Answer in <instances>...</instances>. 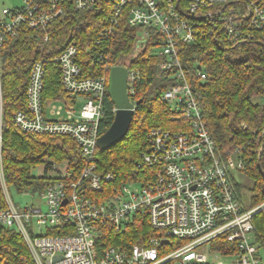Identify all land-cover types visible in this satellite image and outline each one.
<instances>
[{"label":"built area","instance_id":"obj_1","mask_svg":"<svg viewBox=\"0 0 264 264\" xmlns=\"http://www.w3.org/2000/svg\"><path fill=\"white\" fill-rule=\"evenodd\" d=\"M103 1L22 0L19 6L2 7L0 51L6 41L21 35L32 34L46 41L48 26L70 9L96 11ZM123 15L129 26L139 29V46L153 40L152 34L162 37L155 46L160 49L157 71L169 81L162 99L187 120V129L151 128L138 166L157 167L156 177L147 183L134 180L106 187L114 176L97 170L95 150L102 134L99 124L111 66L104 74L86 76L78 47L69 43L52 58L67 98L44 101L45 60H34L24 90V107L12 112L11 121L26 133L70 137L80 148L85 165L74 178L65 168L39 192L45 211L40 206L19 208L3 174L0 59V226L21 236L34 264H264V249L252 235V217L264 203L243 209L229 171L232 163L238 170L243 164L234 154L224 158L217 151L178 50L205 35L222 48L264 43V0H116L103 37L112 34ZM258 33L263 34L258 37ZM101 51L92 53L91 58L105 67ZM127 64L117 65L128 69L131 101L137 71ZM197 66L196 77L203 78L202 68ZM52 168L56 170V165ZM139 213L145 214L156 230L145 245H133L127 251L101 246L103 229L117 231ZM35 229L40 232L35 234ZM52 231L60 234L49 233ZM214 240L219 241L218 250L201 251Z\"/></svg>","mask_w":264,"mask_h":264},{"label":"trees","instance_id":"obj_2","mask_svg":"<svg viewBox=\"0 0 264 264\" xmlns=\"http://www.w3.org/2000/svg\"><path fill=\"white\" fill-rule=\"evenodd\" d=\"M115 2L104 0L100 10L90 12L70 9L64 17L48 26L46 41H40L32 34L21 35L6 41L2 47L3 174L8 187L17 192H41L52 179L58 178L47 175L55 164L64 162L71 178L83 169L84 157L70 137L20 131L12 123L11 114L24 107V90L30 65L37 59L45 60L44 101L67 98L60 84L59 67L52 58L69 43L78 47L86 76L104 74L110 66L120 64V60L133 50L139 29L129 26L123 15L112 34L103 37ZM152 37L154 39H150L127 64L137 71L131 97V101L137 104L128 132L110 149L95 150L97 170L110 172L114 176L113 182L106 187L133 179L147 183L156 177L157 167L138 166L141 154L148 146L149 130L160 127L179 131L188 126L187 120L173 112L162 99L169 81L162 79L157 71V57L152 53L162 37L158 34H152ZM178 50L217 151L224 158L227 154H234V158L243 164L240 170L252 181L246 209L264 203V43L252 41L235 48H222L205 35L193 43L180 45ZM100 51L104 52L105 67L103 62L101 64L91 58L92 53ZM197 65L202 68L203 78L196 77ZM113 108L106 85L103 116L99 124L101 133L113 120ZM45 157H49L50 161L45 162ZM39 163L44 164V175L33 177L30 170ZM233 185L241 198L242 185L235 182ZM252 224L254 242L264 249V207L253 215ZM49 233L60 234L59 231ZM155 234L156 230L148 217L139 213L117 231L103 229L100 242L103 247L114 246L127 251L133 245H145ZM0 264H34L21 236L3 226H0Z\"/></svg>","mask_w":264,"mask_h":264},{"label":"rangeland","instance_id":"obj_3","mask_svg":"<svg viewBox=\"0 0 264 264\" xmlns=\"http://www.w3.org/2000/svg\"><path fill=\"white\" fill-rule=\"evenodd\" d=\"M22 4V0H0V9L2 7H16ZM146 46V45H145ZM144 46V47H145ZM144 47L139 46L135 43L133 50L127 54L125 57H123L120 60V63L126 62L129 63L132 58H134L136 55H138ZM159 48H154L152 50V53L154 55H157L159 53ZM80 108V103L78 105V109ZM76 109V110H78ZM50 161L49 157H45V162ZM56 170H49L47 175L49 177H58L60 173H62L66 166L65 163L62 162L60 164H55ZM230 176L232 178V181L242 185V194L241 198H239L241 205L243 206V209H246V206L249 204V197L251 196V192L249 190V187L252 186V181L247 177V175L242 172L241 170H238L236 168L235 162L231 164L229 167ZM30 174L33 177H40L44 175V164L39 163L34 165L31 170ZM135 180V179H133ZM8 187V185H7ZM9 194L11 196V199L13 203L18 206L19 208L27 207V206H40L42 211L46 210V205L44 203V198L39 192H17L14 188L9 187ZM1 197V195H0ZM40 230L35 229V234L39 233ZM156 235V234H155ZM219 241L214 240L212 242H209L201 247V251L205 252L207 250H218Z\"/></svg>","mask_w":264,"mask_h":264},{"label":"water","instance_id":"obj_4","mask_svg":"<svg viewBox=\"0 0 264 264\" xmlns=\"http://www.w3.org/2000/svg\"><path fill=\"white\" fill-rule=\"evenodd\" d=\"M200 69L199 66H197ZM128 69L122 65H113L108 71V95L115 107L110 126L97 138L96 146L104 151L121 141L128 132L137 102H131L127 92ZM65 202V201H64Z\"/></svg>","mask_w":264,"mask_h":264}]
</instances>
